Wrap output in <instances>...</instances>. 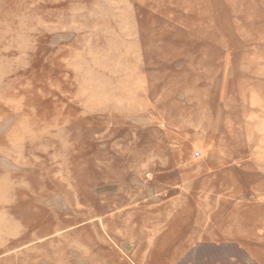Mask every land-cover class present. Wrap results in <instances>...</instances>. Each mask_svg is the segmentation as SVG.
I'll use <instances>...</instances> for the list:
<instances>
[{"label": "rangeland", "instance_id": "rangeland-1", "mask_svg": "<svg viewBox=\"0 0 264 264\" xmlns=\"http://www.w3.org/2000/svg\"><path fill=\"white\" fill-rule=\"evenodd\" d=\"M228 256L264 264V0H0V264Z\"/></svg>", "mask_w": 264, "mask_h": 264}, {"label": "crops", "instance_id": "crops-1", "mask_svg": "<svg viewBox=\"0 0 264 264\" xmlns=\"http://www.w3.org/2000/svg\"><path fill=\"white\" fill-rule=\"evenodd\" d=\"M227 258L229 260L228 261V264H231L230 261L232 262L233 261V258H231L230 256H228ZM230 258H231V260H230ZM186 264H189V263H186ZM213 264H220V263H213ZM225 264H227V263H225ZM235 264H237V263H235Z\"/></svg>", "mask_w": 264, "mask_h": 264}]
</instances>
